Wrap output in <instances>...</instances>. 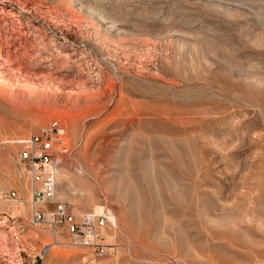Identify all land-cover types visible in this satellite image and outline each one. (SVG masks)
<instances>
[{"label":"rangeland","instance_id":"374dc122","mask_svg":"<svg viewBox=\"0 0 264 264\" xmlns=\"http://www.w3.org/2000/svg\"><path fill=\"white\" fill-rule=\"evenodd\" d=\"M54 120L57 196L113 211L119 264H264V0H0V264L91 263L7 198Z\"/></svg>","mask_w":264,"mask_h":264},{"label":"built area","instance_id":"2783aa9c","mask_svg":"<svg viewBox=\"0 0 264 264\" xmlns=\"http://www.w3.org/2000/svg\"><path fill=\"white\" fill-rule=\"evenodd\" d=\"M64 133L63 126L54 120L36 134L10 140L18 148L17 160L26 177L27 194L18 189L7 198L30 206L31 226L44 225L53 232L52 241L39 252L41 257L52 246L65 245L84 249L90 264H119L123 247L113 234L118 226L113 211L105 205L81 213L72 203L57 196L60 160L55 154L59 147L65 148L61 140ZM111 235L114 239L110 241Z\"/></svg>","mask_w":264,"mask_h":264},{"label":"bare ground","instance_id":"6f19581e","mask_svg":"<svg viewBox=\"0 0 264 264\" xmlns=\"http://www.w3.org/2000/svg\"><path fill=\"white\" fill-rule=\"evenodd\" d=\"M9 200H15V199H10V198H9ZM16 201H17V200H16ZM97 210H98V209H97ZM53 236H54V235H53ZM58 238H59V237H58ZM59 239H60V238H59ZM60 241H61V240H60ZM48 244H49V243H48ZM52 247H53V246H52Z\"/></svg>","mask_w":264,"mask_h":264}]
</instances>
